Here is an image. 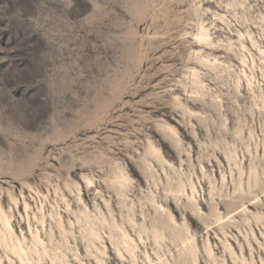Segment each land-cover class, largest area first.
<instances>
[{
	"label": "rangeland",
	"instance_id": "374dc122",
	"mask_svg": "<svg viewBox=\"0 0 264 264\" xmlns=\"http://www.w3.org/2000/svg\"><path fill=\"white\" fill-rule=\"evenodd\" d=\"M221 4L243 7H220ZM169 7L165 0H0V155L5 168L18 172L34 167V176L27 182L35 185L45 165L60 167V162L69 156L67 149L74 151V145L88 142L78 130L82 124L95 121L106 112L123 113L131 120L143 112L165 122L161 135L170 138L178 135L185 145L192 146L191 165L195 171L190 177L195 185L194 195L191 186L185 183L190 196L181 197L182 204L193 197L191 208L178 213L175 201L170 200L161 205L167 210L164 219L156 221L173 226L175 234L186 238L185 243L173 241V233L168 231L167 237L156 243L153 237L156 222L152 221L144 222L148 235L141 233V241L139 229L133 231L132 224L117 214L116 222L124 223L138 244L135 257L123 250V261L116 248L118 229L111 232L105 227L103 232L99 231L102 239L92 240L83 226V218L73 238L68 234L69 216L62 210L63 205L59 212L60 225L49 215L54 212V191L39 188L42 196L49 197L48 202L41 197L34 198L27 189H23L21 198V183L5 176L0 183L7 190L0 193V264H99L98 259L104 264H190L193 254L199 264H264V93L261 91L264 81L257 59L260 52L252 48V40L261 43L258 35L264 27L261 20L264 0H204L203 8L211 11L202 13V24L209 28L212 42L198 39L201 26H194L189 37L198 41L192 45L194 51L204 47L205 52L221 58L225 49L205 45L215 43L217 38L235 44L227 59L244 75L239 81L240 95H235V89L230 93L236 105L222 97L227 131H218L211 124L216 113L210 107L213 103L210 98L195 104L188 101L180 107L157 105L155 111L152 103L144 102L166 75L162 71L159 75L156 73L162 66L174 62L166 56L172 49L164 43L167 37L163 31L164 20L160 18L172 19ZM244 49L248 50L242 58L245 63L234 55ZM248 53L251 58H247ZM190 67L200 70L196 61ZM248 76L253 81L255 94L248 87ZM176 94L182 96L183 90L176 89ZM113 108L117 109L114 113ZM200 118H204L207 127L201 126ZM127 122L122 117L120 124L107 127L115 135L125 131ZM193 125L200 143L211 145L203 150L204 156L210 159H198L202 150L196 137L190 134ZM148 134L156 148L165 150L161 135L151 130ZM88 135H96L95 129ZM147 150L151 152V148ZM169 162L181 167L175 159ZM47 170L51 172L53 168ZM183 171L189 172L188 164L183 165ZM83 174V169H76L72 174L82 188L79 176ZM205 174L211 180L204 178ZM178 179L186 181L188 177ZM213 187L218 194L214 197L215 205L211 206L209 192ZM200 193L203 199L196 198ZM12 197L23 202L13 205ZM25 203L30 211H25ZM41 208L44 211L38 213ZM101 213L107 217L102 203ZM201 213L213 218L207 231L196 228L194 218ZM4 215L13 227L12 237L5 228ZM219 216L223 219L216 221ZM41 217L43 223H38ZM136 219L138 225L143 221L140 216ZM81 226L92 244L79 235ZM36 233L47 253H43L41 245H37L41 255L36 252L33 236ZM12 240L28 250L25 262L7 246ZM205 241L211 256L205 251Z\"/></svg>",
	"mask_w": 264,
	"mask_h": 264
},
{
	"label": "clouds",
	"instance_id": "9594fccd",
	"mask_svg": "<svg viewBox=\"0 0 264 264\" xmlns=\"http://www.w3.org/2000/svg\"><path fill=\"white\" fill-rule=\"evenodd\" d=\"M203 2L204 0H165V3L170 6L169 11L172 14V19L160 18L164 20L163 31L167 37L164 43L171 45L172 49L166 53V56L174 62L162 66L156 73L159 75V72L162 71L166 75L154 86L152 96L144 102L152 103L155 111L157 105L160 108L180 107L188 101L195 104L210 98L213 101L210 107L216 113V119L211 120V117L207 119L211 120V124L216 130L227 131L225 101L222 97H226L233 105H236V100L230 93L235 89V95H240L239 81L244 74L238 71L227 59V53L233 52L235 47L232 41L225 43L224 40L217 38L215 43L205 45L208 48L225 49L223 58L205 52L204 47H201L199 52L193 50L192 45L198 42L189 39L193 35L194 26H202L203 14L211 11L210 8H203ZM234 6L243 7V5L233 4L220 5V7L229 8ZM175 9H179V11H175ZM213 15L216 19H221L220 16ZM261 20L264 21V17H261ZM258 27L260 26L258 25ZM258 39L261 43L257 44L253 41L252 48L260 52L257 59L260 63L261 80L264 81V27L261 28ZM247 52L248 50L244 49L243 51H237L234 55L243 62L242 58ZM247 58H251V53H248ZM226 60L227 62H225ZM192 61H196L200 65L199 71L190 67ZM205 80H207V83L204 82ZM193 83H195V87H193ZM178 88L183 90L182 96L176 94ZM225 89L228 91H225ZM261 91L264 93V89H261ZM116 111L117 109L113 108V113ZM193 115L199 116L195 113ZM122 117L128 121L124 124L125 131L115 135L112 134L107 125L120 124ZM137 117L136 120H131L123 113L121 115H110L106 112L103 117L82 124L78 130L84 133L88 142L81 141L79 144L74 145V151L67 149L69 156L66 160L60 162V167L45 165L41 169L38 183L35 185L27 182L29 178L34 176V167L26 171L14 172L10 167H4L3 156L0 155V183L3 182L5 176H9L12 180L21 183L22 190L19 193L21 198L24 196L23 189H27L30 195L34 194V198L41 197L45 202H48L49 197L42 196L39 188L44 187L54 191L56 194L53 202L54 212L49 213V215L56 220L57 225H60L62 221L59 212L61 210L60 206L63 205L62 210L68 213L69 216L66 221L69 225L68 234L72 235L73 238L76 237L74 230L81 224L83 218L95 219L97 221L96 227L103 232L105 227H112V225H109V221H112L114 225L117 214L124 222L133 225V231L140 229L143 235L147 236L148 230L144 228V222L152 221L155 223L157 220L164 219L167 210L162 209V204L174 200L178 213L188 211L191 208L193 197H189V202L185 204L181 203V197L187 195L184 185L186 183L189 187L191 186L190 177L195 175V171L191 165V145H185L178 135L172 138L161 135V130L166 128V124L162 119L143 112H138ZM200 119L202 121L201 126L207 127L203 122L204 118ZM195 128V125L191 126L190 134L196 137L197 143H200ZM91 129H95L96 135H88ZM149 130L161 135L165 150L157 149L155 153L147 150L155 147L148 134ZM141 136H143V139H141ZM97 137L100 139L97 140ZM210 146L200 143L202 151L198 159H210L203 154V150ZM180 157H186V159L181 160ZM173 159L177 160L181 167L169 162ZM185 163L189 165L188 173L183 171ZM49 167H52L53 171H48ZM76 169L85 170V174L79 176L83 188L81 183L72 178V174L75 173ZM117 174L127 177L125 185L121 186L115 183L114 177ZM185 176L188 177L186 181L178 179ZM161 177H164V179H161ZM204 178H208L206 174ZM208 179L211 180V178ZM5 191L7 190L0 187V193ZM65 192L68 193V196H65ZM217 194V190L213 187L212 191L209 192V196L212 197L209 201L211 206L215 205L214 197ZM9 196L11 197L12 194L9 193ZM196 198L203 199V194H197ZM22 202V199L12 197L13 205ZM37 202L39 203V200ZM101 203L107 212V217L101 213ZM89 205L92 206L91 211H89ZM114 208L116 209L115 212L113 211ZM25 211H30L26 203ZM43 211L41 208L38 213ZM137 216L143 217V221L139 225L135 224ZM72 218H75V222ZM43 219L41 217L37 222L43 223ZM210 219L213 218L202 213L199 214L194 218L196 228H203L204 231H207ZM84 233L85 229L81 226L79 235H82L88 244H92V241ZM189 236H192L191 232H189ZM205 251L211 256L207 241H205ZM89 255H91V252H89ZM124 259V256L120 257L121 261ZM190 264H199L195 254H193Z\"/></svg>",
	"mask_w": 264,
	"mask_h": 264
},
{
	"label": "bare ground",
	"instance_id": "6f19581e",
	"mask_svg": "<svg viewBox=\"0 0 264 264\" xmlns=\"http://www.w3.org/2000/svg\"><path fill=\"white\" fill-rule=\"evenodd\" d=\"M197 37H198V39L200 41H203V42H212L210 30L204 24H202V26L200 28V31H199V33L197 35ZM253 41L254 40H252V42ZM243 63H245V60L244 59H243ZM193 84L195 85V83H193ZM247 84H248V87H249L250 91L254 93V88L252 86L253 85V81H252V79L249 76L247 78ZM256 98H259V96L256 95ZM261 100L263 101V97L262 96H261ZM255 104L257 106L260 105L258 103V99H255ZM171 130L175 132V130L173 128H171ZM250 136L252 137L253 134L251 133ZM157 149L158 148H156V147H152L151 148V152L152 153H155V151ZM115 179H116V184H118V185L123 186V185H125L127 183V177L124 176V175H122V174H117L116 177H115ZM191 189H192V196H193L194 193H195V185L193 183H191ZM184 190H185V186H184ZM185 192H186V190H185ZM187 195L190 196L189 193H187ZM0 211H1V209H0ZM2 219H3V222H4V225H5V228H6L7 232L12 237L13 227L11 225V222H10L9 218L6 215H4L2 217ZM170 219L174 223L176 222L174 220V216L173 215H171ZM222 219L223 218L221 216H219V217H217V220L216 221H221ZM135 224L138 225L137 219H135ZM111 225H112V227H109L111 232L114 229H118L119 232H120V234H119V240L117 242L118 244H117V247H116L118 253L121 256H124V254H123V250H124L130 256L135 257L136 256V249L138 248V244L135 241V239L130 235V233L128 232V230L126 229V227L124 226L125 224L124 223L119 224L115 220L114 225L113 224H111ZM166 225L167 224H165L164 222H156V224H154V226H153V237L155 239V242L156 243H159L160 240H164L167 237V231H168L169 233L170 232L173 233L172 234L173 235V241H180L181 243L184 244L185 241H186V238L183 236V234H177V233L175 234L174 227L173 226H166ZM83 226H86L87 233L92 237V240L93 239H99V240L102 239V236L100 235V232H99L98 228L96 227V223L94 222V220L90 219V217H85V222H84V225ZM139 233H140L139 234L140 240L143 241V237H142V234H141L142 232H141L140 229H139ZM33 236H34V241H35L34 242V245L36 247V252L38 254H40L39 249H37V245H41L43 247V253H47L46 246H45L43 240L40 238L39 233H36ZM110 239L112 241H114V237L110 236ZM7 246L9 248H12L15 251V253L23 261H24V256H27L28 255V250L26 248H24L23 245H22V243H20V242L17 244V243H14L13 240H12V243L11 244H7ZM148 259H149V262H152V260L149 257H148ZM98 262H99V264H104L103 261L100 260V259H98Z\"/></svg>",
	"mask_w": 264,
	"mask_h": 264
}]
</instances>
